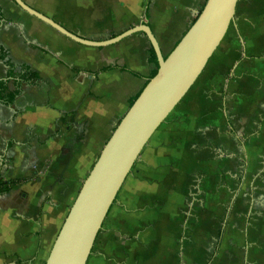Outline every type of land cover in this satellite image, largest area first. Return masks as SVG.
I'll return each mask as SVG.
<instances>
[{"label":"crops","instance_id":"1","mask_svg":"<svg viewBox=\"0 0 264 264\" xmlns=\"http://www.w3.org/2000/svg\"><path fill=\"white\" fill-rule=\"evenodd\" d=\"M21 1L91 42L147 25L166 57L206 0ZM149 48L142 33L82 45L0 0V49L41 78L24 84L12 106L0 104V177L21 181L0 197V264H46L83 183L154 69ZM6 75L0 62V81ZM190 91L141 153L87 264L262 261L264 0H239Z\"/></svg>","mask_w":264,"mask_h":264},{"label":"water","instance_id":"2","mask_svg":"<svg viewBox=\"0 0 264 264\" xmlns=\"http://www.w3.org/2000/svg\"><path fill=\"white\" fill-rule=\"evenodd\" d=\"M27 14L67 38L89 47H106L142 33L158 60L157 75L121 119L83 183L46 264H87L109 211L141 153L204 72L235 19L239 0H207L174 50L165 57L147 25L105 42L81 39L51 19L13 0Z\"/></svg>","mask_w":264,"mask_h":264},{"label":"trees","instance_id":"3","mask_svg":"<svg viewBox=\"0 0 264 264\" xmlns=\"http://www.w3.org/2000/svg\"><path fill=\"white\" fill-rule=\"evenodd\" d=\"M206 3H207V0L201 6L200 11H199V15L204 10ZM198 16H197V18H198ZM197 18L193 21L192 25L196 22ZM149 55H150L151 64L153 65L154 69H153L151 75L149 76V78L147 79L146 85L157 75L158 69H159L158 60H157L156 55L154 53V50L151 48V46L149 48ZM0 62L3 63L4 66L7 68V75H6L5 80L0 81V104L5 105V106H12L14 104L16 98L22 93V86L24 84H29L31 86H35L41 81V78L37 72L33 71L27 65H22L20 67L14 65L8 57V52L4 49H0ZM110 70H111L110 68L104 69L101 72H108ZM121 71H126V72H129L130 74L134 75L137 78H142L141 75H139L137 73H133L127 69H121ZM74 72L78 73L79 71H74ZM11 84H13V87H14L13 91L10 89ZM146 85H145V87H146ZM137 98H135L134 100L131 101L130 107H132V105L135 103ZM74 116H75V113L72 114L73 118H74ZM9 148H10V145H9ZM20 184H21V181L8 182V181L3 180L0 177V197L8 195L16 187H18ZM116 200H117V198H116ZM116 200L114 201L113 205L115 204ZM217 249H218V247H217ZM91 255H92V253H91Z\"/></svg>","mask_w":264,"mask_h":264},{"label":"rangeland","instance_id":"4","mask_svg":"<svg viewBox=\"0 0 264 264\" xmlns=\"http://www.w3.org/2000/svg\"><path fill=\"white\" fill-rule=\"evenodd\" d=\"M190 92H191V91H190ZM190 92H189V93H190ZM189 93H188V94H189ZM188 94H187V95H188ZM184 99H185V98H184ZM180 104H181V103H180ZM180 104H179V105H180ZM179 105H178V106H179ZM174 111H175V110H174ZM174 111H173V112H174ZM166 121H167V120H166ZM166 121H165V122H166ZM165 122H164V123H165ZM164 123H163V124H164ZM150 141H151V140H150ZM145 148H146V147H145ZM140 157H141V155H140ZM97 245H98V244H97ZM96 248H97V246H96ZM186 248H187V250H189V251H190V249H191L190 246H188V247H186ZM97 249H98V248H97ZM261 249H263L262 246H259V245L256 246V250L260 251ZM257 258H258V256H257ZM107 262H109V261H107ZM90 264H91V263H90ZM107 264H110V263H107ZM256 264H264V257H263L262 261H256Z\"/></svg>","mask_w":264,"mask_h":264}]
</instances>
